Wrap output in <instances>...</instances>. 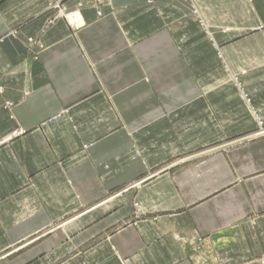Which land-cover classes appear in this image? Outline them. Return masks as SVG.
Listing matches in <instances>:
<instances>
[{"label": "crops", "instance_id": "0c3cea01", "mask_svg": "<svg viewBox=\"0 0 264 264\" xmlns=\"http://www.w3.org/2000/svg\"><path fill=\"white\" fill-rule=\"evenodd\" d=\"M252 110L264 0H0V264H257Z\"/></svg>", "mask_w": 264, "mask_h": 264}, {"label": "rangeland", "instance_id": "374dc122", "mask_svg": "<svg viewBox=\"0 0 264 264\" xmlns=\"http://www.w3.org/2000/svg\"><path fill=\"white\" fill-rule=\"evenodd\" d=\"M94 8H96V7H94ZM96 9H97V8H96ZM192 11H193V10H192ZM193 13H195V12L193 11ZM100 14H101V13H100ZM201 24H202V23H201ZM202 26H203L204 30H205L206 32H208V30H207V28L205 27V25L202 24ZM204 81H205V80H204ZM229 81L235 86L236 90L239 91V97H240V98H244L246 104H248V97H247L246 94H244V93L242 92L241 87L239 86V81H238L237 76H236V75H232L231 78L229 79ZM206 82H207V81H206ZM201 90H202V92H201V94L199 95L198 98H205V100H207V99H208V100H214V99H211V98H214V87L204 86L203 88H201ZM4 105H5L6 108H9V107L11 106V104H9V103H7V102H6ZM206 105L210 106L211 104L208 103V104H206ZM213 105H214V104H213ZM251 112L253 113L252 116L254 117V119H255L256 122H257L258 129H257V131H256V134H255V132H254V133H252V134H249L248 136L246 135L245 137H247V138L255 137V136L259 135L260 133H262V132L264 131V126L262 125V123H261V121L259 120L258 116L255 114V111L252 110ZM15 133L18 134V133H20V132H19V131H16ZM132 185H136V184H131L130 186H132ZM128 186H129V185H128ZM134 207L137 208V204H136V203H134ZM257 264H264V257L259 258Z\"/></svg>", "mask_w": 264, "mask_h": 264}, {"label": "built area", "instance_id": "2783aa9c", "mask_svg": "<svg viewBox=\"0 0 264 264\" xmlns=\"http://www.w3.org/2000/svg\"><path fill=\"white\" fill-rule=\"evenodd\" d=\"M111 0H82V2H86L89 5H91L92 7H96L98 8L99 5L104 4V3H108ZM97 14L100 15V12L97 11Z\"/></svg>", "mask_w": 264, "mask_h": 264}]
</instances>
